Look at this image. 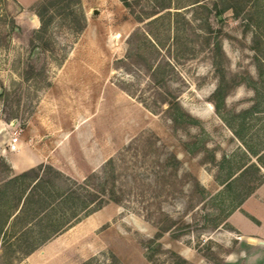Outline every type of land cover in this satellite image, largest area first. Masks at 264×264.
<instances>
[{
  "label": "rangeland",
  "instance_id": "1",
  "mask_svg": "<svg viewBox=\"0 0 264 264\" xmlns=\"http://www.w3.org/2000/svg\"><path fill=\"white\" fill-rule=\"evenodd\" d=\"M244 1L217 20L215 0H81L51 6L43 31L39 0H0V139L22 129L55 182L12 179L19 151L0 144V264H264L261 239L228 220L258 183L239 176L257 156L233 127L264 161V0ZM105 166L102 208L68 219L66 177L101 188ZM52 186L59 231L42 241L51 218L23 202Z\"/></svg>",
  "mask_w": 264,
  "mask_h": 264
},
{
  "label": "trees",
  "instance_id": "2",
  "mask_svg": "<svg viewBox=\"0 0 264 264\" xmlns=\"http://www.w3.org/2000/svg\"><path fill=\"white\" fill-rule=\"evenodd\" d=\"M124 2V4L126 6H129V2L128 0H122ZM38 2V1H37ZM76 5H80L81 4V0H56L53 1L52 0H39L38 2V7H39V15L42 19L43 22V28L42 30H47L48 28V22L45 21V11H48V9L52 6L54 8H58L59 5H61L62 8H64V6H70L73 4ZM245 1L244 0H215L214 2V7H215V13L217 14V20L218 19V15L222 14L224 11L226 10H232L233 15L235 17H238V15H240V13L243 11V8L245 7ZM61 8V9H62ZM7 24H15L14 20H11L9 23ZM257 25V26H256ZM255 27L259 28V24H256ZM256 32L253 35V44H254V49L255 52L257 53L256 57L257 58H261L259 57L260 53H263L264 51V47H260L262 46L261 44H263L259 39H256ZM259 60V59H258ZM257 60V61H258ZM257 69H260V63L258 61L257 63ZM3 88L2 84L0 83V89ZM4 89V88H3ZM220 92V88H217L215 91L214 95H218V93ZM1 94V93H0ZM215 106L218 108V104L215 103ZM231 127H233L231 124L229 125ZM234 133L235 135L241 139V141H243V144L245 145V147L247 148V150L249 152H251V154L257 156V163H251L247 166H243L241 167L239 170V176H243L244 174H246L250 169L254 170L255 172H257L258 174V183L255 186H252L250 189H248V191L245 193V195L232 207V209L237 208L240 206V204L244 201V199H246L255 189L256 187L261 184L264 181V174L262 173L261 169L262 167L264 168V161L262 158V155H258V153L251 147L248 145L247 141L243 139V137L241 136V134L238 132L237 129H235L233 127ZM113 163V161H112ZM110 163V164H112ZM44 167H48L50 169H53L52 166H47V165H42L39 166L37 168H31L30 170H26L24 172H22L19 175L14 176V180H19V179H32V189L36 190L38 189L40 186H43V184L48 183L49 181L55 186V182L51 179L48 180V182L44 179H42V177H40L39 171L44 168ZM108 167L105 166L104 168V175H103V179L105 180L103 185L100 186L101 188H99V186L97 187L95 185V183H93V179L94 177H87L84 179V181L82 183L78 182L77 180H74L73 178L70 177H66L67 181H68V185L64 191V202L67 205L66 210L64 211V214L68 213V216H70L68 219H72L74 216L77 215V211L78 209L83 211L84 213H89L92 212L94 210H99L102 208V206L104 205V203L106 202L105 200V195H106V184L108 183V175L111 173H114V167H112V169H109L108 171ZM32 174H34V177L31 178ZM56 174L59 176H62L64 178V175L61 171L56 170ZM94 176V175H92ZM65 178V179H66ZM12 182V181H11ZM103 182V181H100ZM106 183V184H105ZM230 183L227 182L226 185H228ZM2 188V187H1ZM52 193H43L41 195L40 194H33L32 195V200L30 201H24L23 205L28 206L30 208V210H34V219H36V222L38 220V224L42 225L44 218H46V216H50L49 219L51 218V216H53V212L57 210V202H60V198L58 199L57 196L59 193H57V191L55 189H50ZM49 191V190H48ZM38 196L37 199H35ZM48 199V200H47ZM110 199L112 201L115 202H120L119 198L117 196H115V192L113 189H111V194H110ZM59 200V201H58ZM23 209V207H22ZM52 210V211H51ZM70 221V220H69ZM53 219L51 218L50 220H48V222L45 225H42L44 228H49V233L44 234L42 236V241H46L48 240L52 234L56 233L58 230V228L54 229V223ZM45 233V232H44ZM38 246V244L31 249L30 251H34V249ZM84 264H90L89 262H84Z\"/></svg>",
  "mask_w": 264,
  "mask_h": 264
},
{
  "label": "crops",
  "instance_id": "3",
  "mask_svg": "<svg viewBox=\"0 0 264 264\" xmlns=\"http://www.w3.org/2000/svg\"><path fill=\"white\" fill-rule=\"evenodd\" d=\"M36 1L38 0H18V2L24 6H30ZM23 143L24 142L21 141L19 149L14 151H19V155L17 153L13 154V156L18 155L19 158L23 153L28 161L27 164L25 166L17 167L15 165L17 158H14L13 156L9 158L11 167L16 172L25 171L35 165L34 158L28 159V156H26V152L29 150L24 148ZM31 151L33 152V150ZM38 155L40 154L38 153ZM40 157L42 158L41 161H43V157L41 155ZM228 220L230 222L234 221L232 222V225L241 236H252L264 241V181L259 184L256 189L244 199L240 206L229 215Z\"/></svg>",
  "mask_w": 264,
  "mask_h": 264
},
{
  "label": "built area",
  "instance_id": "4",
  "mask_svg": "<svg viewBox=\"0 0 264 264\" xmlns=\"http://www.w3.org/2000/svg\"><path fill=\"white\" fill-rule=\"evenodd\" d=\"M21 133L22 129L14 127V130L10 133V138L8 141L9 150L14 152L19 149L20 142H21Z\"/></svg>",
  "mask_w": 264,
  "mask_h": 264
},
{
  "label": "water",
  "instance_id": "5",
  "mask_svg": "<svg viewBox=\"0 0 264 264\" xmlns=\"http://www.w3.org/2000/svg\"><path fill=\"white\" fill-rule=\"evenodd\" d=\"M3 88H1L0 89V93H2L3 92ZM3 132V131H2ZM1 132V133H2ZM10 137L6 134V133H4V135H3V139H0V144L2 143V142H5L6 140H8ZM248 239L249 240H251V241H255V242H258V243H260V244H263L264 245V241L263 240H257V239H255V238H251V237H248Z\"/></svg>",
  "mask_w": 264,
  "mask_h": 264
}]
</instances>
